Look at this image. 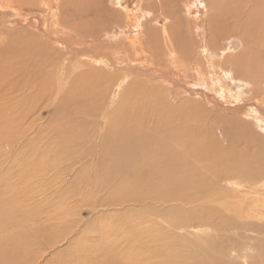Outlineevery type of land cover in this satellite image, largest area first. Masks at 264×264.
<instances>
[{
	"label": "rangeland",
	"instance_id": "obj_1",
	"mask_svg": "<svg viewBox=\"0 0 264 264\" xmlns=\"http://www.w3.org/2000/svg\"><path fill=\"white\" fill-rule=\"evenodd\" d=\"M27 1L0 0V52L6 41L11 42L18 55L15 62L27 65L30 57L40 56H24L19 47L35 45L25 39L27 31L39 33L37 38L50 41L47 50L61 58L60 63L90 72L83 84L99 81L101 72L115 78L118 74L123 90L117 95L119 104L107 100L91 119L71 106L54 108L60 94L52 96L49 106L45 98L19 101V95L0 85V264H264V227L252 231L248 224L264 222L259 212L264 209V126L251 117L260 113L253 110V102H264V94L247 92L245 82L221 70L239 59L254 82L264 79V0H217V6L208 0L197 6L188 4L192 0H120V7L111 0ZM214 15L221 29L212 39L207 29ZM87 16L98 24L106 18V27L116 36L107 40L100 35L93 46L86 39L80 41V34L71 32L82 28ZM149 24L157 31L168 25L174 51L167 56L166 67L144 62L145 44L152 37ZM199 26L206 32L203 37ZM64 36L77 43L61 48L56 40ZM139 39L145 48L129 49L128 60L131 66H142V72L118 68L126 60L110 66L108 57L119 60L126 55L114 52L113 41ZM211 39L219 58L211 59L199 46ZM156 67L170 79L155 74ZM132 79L146 85L144 94L123 88ZM93 96L88 105L100 100L98 92ZM113 107L118 110L111 112ZM128 135L138 137L140 143L133 150L131 171L115 176L104 168L112 150L103 148ZM240 156L246 160L238 162ZM165 169L175 175L163 181L159 176ZM190 179L205 180L199 186L206 187H194L204 195L186 184ZM195 213L201 222L179 224Z\"/></svg>",
	"mask_w": 264,
	"mask_h": 264
},
{
	"label": "bare ground",
	"instance_id": "obj_2",
	"mask_svg": "<svg viewBox=\"0 0 264 264\" xmlns=\"http://www.w3.org/2000/svg\"><path fill=\"white\" fill-rule=\"evenodd\" d=\"M20 2H24V0H18ZM35 1L36 0H33V2H31V0H28L26 3H30V4H35ZM45 1H48V0H45ZM44 1V2H45ZM58 1V0H57ZM193 1V0H192ZM192 1H189L188 4H190V6H197L198 3H201L202 1L201 0H194L193 2ZM204 1V0H203ZM217 0H208L209 3H211V5H218V2H216ZM247 1V0H246ZM112 4H116L117 6H121V2L120 0H111L110 1ZM249 2V1H248ZM203 3V2H202ZM206 3V2H205ZM46 4H48V2H46ZM251 5V4H250ZM49 6V5H48ZM114 6V5H113ZM190 6L187 5V8H186V11H188L190 9ZM215 7V6H214ZM1 8V7H0ZM48 9V8H47ZM219 9V8H218ZM87 10V9H86ZM217 11V10H216ZM141 12V11H140ZM150 12V11H148ZM148 12L146 13V17L148 15ZM51 13V12H50ZM218 13V12H217ZM217 13L216 14V17H217ZM189 14V13H188ZM197 14V13H196ZM104 15V14H103ZM145 15V13H144ZM219 15V13H218ZM257 15V14H256ZM139 16V15H138ZM51 17V16H50ZM102 17V16H101ZM115 17V15H114ZM151 17V16H150ZM156 22H158L159 18L158 17H154ZM61 19V18H60ZM86 19H89L86 21V24L82 27V28H78V29H74L72 30L71 33H75V34H80V41H82V39H86L88 41H91V43L93 42L94 44L92 45H89V46H93L95 45V42L96 40L103 36V38L105 39H110V37L112 36H116V34H114L113 32H111V28L108 29V27H106L105 25V20H101V23L98 24V22H96V19L94 18V20H90L89 16H87ZM163 19V18H162ZM214 19H215V15H214ZM110 20V19H109ZM113 22H114V18L112 19ZM147 21H149L147 18H146ZM82 21V20H81ZM94 21V23H93ZM98 21V20H97ZM128 21V20H127ZM138 21V20H137ZM151 21V19H150ZM215 21H218V18L215 19L212 23V26L210 25L209 26V29H207L208 33H211V38L214 39L217 37L218 35V31L221 29L217 24H215ZM112 22V21H111ZM142 22V21H141ZM166 22V21H165ZM167 23V22H166ZM79 24V23H78ZM82 24V23H81ZM165 24V23H164ZM163 24V25H164ZM52 25V24H51ZM77 25V24H76ZM135 25H137V23H135ZM150 25V24H149ZM241 25V24H240ZM140 26V25H139ZM151 27L149 29L150 32H149V36H152L151 38H148L149 41L146 45V58L144 59V62H148V60L151 62V63H157V65H164L165 64V67H166V64H168V58L167 56L171 53V51H174L173 50V40L171 39V35L169 36L168 35V32H167V27L168 25H164V26H161V28H159V31L158 30V27L157 29H155L156 27L154 26V24L150 25ZM235 26H239V25H236ZM67 27V26H66ZM113 27V26H112ZM136 27V26H135ZM145 27V25H144ZM200 29H201V36L203 37L205 35V30H204V27H201L199 26ZM234 27V26H233ZM122 28V27H121ZM146 28V27H145ZM144 28V29H145ZM64 29V28H63ZM141 29V28H140ZM143 29V31H144ZM240 29H241V26H240ZM146 30V29H145ZM195 30V29H194ZM243 30V28L241 29ZM61 31V30H60ZM102 31V34H98L99 32ZM231 31V30H230ZM236 31V29H235ZM24 32V31H22ZM46 36L50 35L51 34V31H43ZM53 32V31H52ZM63 32V30H62ZM79 32V33H78ZM195 32V31H194ZM197 33V32H196ZM261 33V32H260ZM57 34V33H56ZM147 34V33H146ZM204 34V35H203ZM247 34V33H246ZM249 34V32H248ZM25 36V39L26 38H29L31 41L34 42L35 45H32L31 48H29V46H27V43L24 44L22 47H19V53L24 55L27 53L29 55H33L35 53V56H40L38 58L36 57H25L26 60L27 58H29L27 60V65H26V61H23V62H20V63H16L15 60L13 58H16V56H18L16 53V49L14 47H12L13 43L9 42L10 45L7 43L8 41L5 42V47H3V49L5 48L4 51L0 52V57L2 58V61L0 62V85H2V88L5 89L6 88V92L7 93H15L16 95L15 96H18L17 97V100L21 101L23 99H26V98H38L39 99H43L44 98L49 101L47 102L46 105H51L52 103V99L55 98V97H52L54 94H60V96L58 97L59 100L57 102V104L55 105L54 108H59L61 106L62 110L64 109H67V106H71L73 111L74 112H77L79 114V112H83L82 114L85 115L84 118H95L96 117V113L98 112V110H102L103 106H104V103L107 102V100H112L114 101V104H119V101L117 100V95L119 94V89L121 90L122 88H120V83L121 81L123 82V80H120V81H117L118 80V74L116 75L117 78H115L114 76H106L105 73L101 72L102 75L98 78L99 81H97L96 79V82L94 83H89V84H83V80L84 78H86V76H89L90 72H88V70H82V69H79L78 66H72L70 65L68 62L67 63H60L61 61V58H58L57 55L54 56L53 55V51L52 52H49V50H47V47H46V40L43 39H40V38H37L39 36V33H38V36L35 34V33H32L31 31L30 32H26L24 34ZM101 35V36H100ZM263 35V34H262ZM229 36V35H228ZM55 37V36H54ZM58 37V36H57ZM68 37V36H67ZM249 37H251L249 35ZM116 38V37H115ZM1 39V38H0ZM54 39V38H53ZM211 39V40H212ZM259 39V38H258ZM2 40V39H1ZM23 40V39H22ZM208 41L206 42L205 40L201 41L200 43V47L202 48L203 51L206 52V54L208 53V56L211 58V59H216V58H219L221 57V55H219L218 51H216L215 47H214V41ZM55 41V40H54ZM60 45H61V48H70L69 46V42H73V41H69L68 38H66L65 36L62 37V39H58L56 40ZM55 41V42H56ZM21 42V41H20ZM50 41H48L47 43H49ZM115 43V45H117L116 48H114V52L117 51L119 53H121L122 51H125L126 55L125 57H121L119 58V60L117 58H114L112 56L108 57L107 58V62L110 64V66L112 67H116V63L117 61L121 62H124L126 60L127 63H125L126 65H121V67H118V68H123V69H131V68H136L137 70L136 71H141L143 70L142 66H138V65H130V51L129 49H136V48H139L140 50H143L145 48V46L143 45L145 42H140V39L139 41H137L136 43L135 42H123V43H120L118 41H113ZM15 43V42H14ZM73 43H77L76 41H74ZM72 43V44H73ZM53 44V43H51ZM137 44V46H136ZM22 45V44H21ZM30 45V44H29ZM1 46V45H0ZM49 46V45H48ZM74 46V45H73ZM78 46V45H77ZM16 47V46H15ZM55 48H57V46H54ZM60 47V46H59ZM199 47V48H200ZM49 48H52V46ZM77 47H71V49H76ZM81 48V47H80ZM199 48H197L199 50ZM59 49V48H58ZM201 50V51H202ZM200 51V50H199ZM96 52V51H95ZM204 52V53H205ZM225 51H222V54H224ZM52 53V54H51ZM60 53V52H57V54ZM104 53V52H103ZM103 53H101L103 55ZM123 53V52H122ZM56 54V53H55ZM200 54V53H199ZM203 54V53H202ZM44 55V56H43ZM107 57V56H106ZM224 57V56H223ZM254 57V56H253ZM129 58V60H128ZM227 59V58H226ZM128 60V61H127ZM172 60V59H171ZM234 63L230 66V68H228V65L227 67L224 66V68H222V72L227 75V76H230L231 78L233 79H237V80H241L243 82H245V86H249L246 88L247 92H253V93H261V95L264 94V79L262 81H257V82H254V80H252L250 77H249V73L245 72V69L244 71L241 69L243 68V64L241 63V61L238 59H234ZM247 60V59H246ZM103 65H106L105 63ZM151 65V64H150ZM118 66V65H117ZM120 66V65H119ZM146 66V65H145ZM156 66V65H155ZM98 68L97 69H100V66H97ZM147 67V66H146ZM154 67V66H153ZM106 69V68H104ZM152 69V68H150ZM209 70V69H208ZM220 70V71H221ZM106 71H109V69H106ZM154 71H155V74L156 72L160 73L163 75V70L159 67H156L154 68ZM186 71V70H185ZM200 71V69L198 70ZM218 71V70H217ZM251 71V70H249ZM112 72V71H111ZM142 72V71H141ZM204 72V71H203ZM118 73V72H117ZM122 73V72H121ZM157 73V74H158ZM168 73V72H167ZM113 74V73H112ZM111 74V75H112ZM124 74V73H123ZM150 75V73H149ZM152 75V74H151ZM173 75V74H172ZM123 76V75H122ZM125 76V75H124ZM153 76V75H152ZM158 76V75H157ZM255 76V75H254ZM4 79H2V78ZM159 77V76H158ZM68 78V80H67ZM93 78V77H92ZM101 78H103L101 80ZM160 78V77H159ZM162 78L164 80H168V76L166 75H163ZM91 79V78H90ZM170 79V78H169ZM206 79V78H205ZM127 80V79H126ZM129 80V79H128ZM256 80V79H255ZM204 81V80H203ZM14 83L16 84V88L13 87L14 86ZM211 83L213 85L214 83V78H211ZM243 84V83H242ZM65 85L68 87L66 88ZM144 85V84H143ZM142 85L141 81H136V80H133L132 81L130 80V82H128L127 84H125V86L123 87L126 90H129L130 88H134L137 92H140V93H145L146 91V85L145 87ZM215 89V88H214ZM123 90V89H122ZM125 91H122L123 93L126 92ZM215 90L218 91V89L216 88ZM98 92L99 93V97H100V100L96 102L95 105H88V102L89 101H93L94 100V96L93 94ZM134 93V92H133ZM225 93V91H224ZM121 94V93H120ZM151 94V93H150ZM5 95V94H4ZM14 97V95H13ZM133 97V96H132ZM218 97V95H217ZM224 98V97H223ZM120 101L122 100H126L125 98H119ZM36 100V99H35ZM12 101V100H11ZM34 102V101H33ZM39 102V101H37ZM26 103V101H25ZM145 103V102H144ZM254 106H253V110H258L260 111V113L257 115V112L256 114H253L251 115V117L253 119H255L256 121H260V122H263V126H264V102L260 99V102H253ZM17 105V104H16ZM23 105V104H22ZM29 105V104H28ZM252 105V104H251ZM22 107V106H21ZM119 107V106H118ZM121 109H122V104L120 105ZM28 109V108H27ZM135 109V108H134ZM118 108H115L113 107L111 109V112H115L117 111ZM136 110V109H135ZM133 111V109H132ZM22 112V111H21ZM253 112V111H252ZM118 113V112H117ZM130 113H132L130 111ZM137 114V111L134 112ZM81 114V113H80ZM114 114V113H113ZM123 114V112H122ZM121 114V115H122ZM129 114V113H127ZM126 114V115H127ZM23 115V114H22ZM83 115V116H84ZM95 115V116H94ZM111 115V114H110ZM125 115V114H123ZM125 115V116H126ZM131 115V114H130ZM94 116V117H93ZM261 116V117H260ZM26 117V116H25ZM28 117V116H27ZM81 117V115L79 116ZM128 118V117H127ZM137 118V117H136ZM146 118V116H145ZM128 119H131L132 118H128ZM114 120V119H113ZM131 120L129 121L130 123ZM138 120V119H136ZM94 121V120H93ZM144 122V120H142ZM91 122V121H90ZM139 122V121H137ZM141 122V120H140ZM245 122V121H244ZM237 123V122H236ZM128 124V123H127ZM137 124V123H136ZM143 124V123H141ZM144 124L146 125V121L144 122ZM246 124V123H245ZM52 126V125H51ZM128 126V125H127ZM137 126V125H136ZM139 126V124H138ZM137 126V127H138ZM145 127V126H143ZM119 128V127H118ZM117 128V129H118ZM146 128V127H145ZM157 128V127H156ZM154 128V130H156L155 132L159 133V131H157V129ZM185 129V128H184ZM191 129V128H190ZM189 129V130H190ZM133 130V129H132ZM146 130V129H145ZM150 130V128H149ZM153 130V131H154ZM165 130V129H164ZM127 132V129L124 130ZM135 131V130H133ZM152 131V130H151ZM187 131V130H186ZM174 132V131H173ZM134 133V132H133ZM136 133V132H135ZM140 133V132H139ZM138 133V134H139ZM149 133V132H148ZM161 133V132H160ZM115 134V133H114ZM126 134V133H125ZM129 134V133H128ZM137 134V133H136ZM137 134V136H138ZM147 134V133H145ZM152 134V133H151ZM163 134V133H162ZM172 134V132H171ZM144 135V134H143ZM142 135V136H143ZM150 136V134H148ZM154 135V133H153ZM152 135V137H154ZM158 135V134H157ZM166 135V134H165ZM169 135V134H168ZM148 136V137H149ZM164 136V134H163ZM174 136V134H173ZM177 136V134H176ZM237 135H235L236 137ZM112 137V136H110ZM118 137V136H117ZM128 138L126 139H123L121 137V139H123L124 141L122 142H116L115 144H109V145H105V147L103 148V151H109V150H112L111 153L113 155L112 159H107L106 161L109 162L108 166L107 165H104V168H106L107 170H110L112 174H114L115 176L118 175V174H121L122 173H125L127 171H129L131 169V165L133 164V156H134V148L140 143V139L138 137H141V136H133V135H128L127 136ZM159 137V136H157ZM162 137V135H161ZM171 137V136H170ZM120 138V137H119ZM151 138V137H150ZM155 138H156V134H155ZM176 137L173 138V143L176 144L177 143V138H176V143L174 142V139ZM106 139V138H105ZM109 139V138H108ZM107 139V140H108ZM118 139V138H117ZM113 140V139H112ZM146 140V139H144ZM216 140V139H215ZM100 141V139H99ZM154 141V140H153ZM172 141V140H171ZM183 141V140H182ZM98 142V141H97ZM104 142V140H103ZM108 142V141H107ZM107 142H105L107 144ZM147 143L150 142V140L146 141ZM164 142V141H163ZM180 142V140H179ZM184 142V141H183ZM189 142V141H188ZM93 143V142H91ZM143 143V142H142ZM172 143V142H170ZM143 144H146V143H143ZM149 145H152V141H151V144L148 143ZM91 145V144H90ZM190 145V144H189ZM192 145V144H191ZM256 145H258L256 143ZM95 146V145H94ZM100 146V144H96V147ZM154 146V145H153ZM169 146V144H168ZM171 146V145H170ZM185 146V145H184ZM178 147V145H177ZM140 148V147H139ZM139 148L137 147L136 149H138L139 151ZM96 149V148H95ZM178 148H176L177 150ZM169 150V149H168ZM167 150V151H168ZM102 151V150H101ZM100 151V152H101ZM179 151V149H178ZM191 151V150H190ZM233 151V150H232ZM102 153V152H101ZM105 153V152H104ZM139 153V152H138ZM141 153V152H140ZM143 153V152H142ZM171 153V152H170ZM173 153V152H172ZM186 152H184L185 154ZM86 154V153H85ZM99 154V152H98ZM107 154V153H106ZM137 156V153H135ZM168 154H169V151H168ZM167 154V155H168ZM178 154V153H177ZM183 154V153H182ZM194 154V153H193ZM220 154V153H219ZM80 155V154H79ZM142 155V154H140ZM179 155H180V152H179ZM187 154H185L186 156ZM216 157H218V153H216ZM221 155V154H220ZM257 155V154H255ZM110 156V155H109ZM146 156V155H145ZM181 156V155H180ZM189 156V155H188ZM192 156V154H191ZM252 156V155H251ZM250 156V159L253 157ZM95 157V156H94ZM93 157V158H94ZM165 157V156H164ZM173 157V155H172ZM171 157V158H172ZM176 157V156H175ZM179 157V156H178ZM176 157V158H178ZM184 157V156H183ZM241 157V156H240ZM237 158L238 159H242L241 158ZM256 157V156H255ZM97 158V157H96ZM140 158V156H139ZM139 158L137 160V162L139 161ZM175 158V159H176ZM187 158V157H186ZM221 157L219 156V161H221L220 159ZM228 154H227V159H228ZM105 159V158H104ZM146 159V158H145ZM192 159V158H190ZM246 160V158H243ZM242 159V160H243ZM252 159H255V158H252ZM259 159V158H258ZM234 160V159H233ZM248 160V159H247ZM97 161V160H96ZM183 161V159H182ZM194 161V160H193ZM227 161V160H226ZM224 161V162H226ZM249 161V160H248ZM252 161V160H251ZM258 160H256L257 162ZM98 162V161H97ZM103 162V161H102ZM106 162V163H107ZM136 162V161H135ZM144 162V161H142ZM176 162V160H175ZM177 162L179 163L178 159H177ZM203 162V161H202ZM239 162V160H238ZM247 162V161H246ZM253 162V161H252ZM255 162V163H256ZM231 163V162H230ZM234 163V161L232 162ZM135 164V163H134ZM167 164V163H166ZM181 164H185V163H181ZM241 164V163H240ZM161 165V164H160ZM204 165V164H203ZM235 165V164H234ZM112 166V167H111ZM181 166V165H179ZM184 166V165H183ZM188 166V164H187ZM229 166V165H228ZM189 167L190 164H189ZM238 167V166H237ZM241 167H243L241 165ZM103 168V167H102ZM168 168L171 169V164L168 165ZM180 168V167H179ZM181 168H184L181 166ZM206 168V167H205ZM151 169V168H150ZM190 169V168H189ZM193 169V168H192ZM237 169V168H236ZM251 169V168H250ZM182 170V169H181ZM187 170V169H185ZM233 170V169H232ZM231 170V171H232ZM105 171V170H104ZM131 171V170H130ZM180 171V169H179ZM195 171V170H194ZM222 170H220L218 172L219 173H222L221 172ZM251 171H253L251 169ZM193 172V171H192ZM234 172V171H233ZM255 172H258L257 170ZM128 173V172H127ZM174 172H171V173H167L166 172V169L160 174L159 177L163 178L162 180H168L169 179V175L172 174V175H175L173 174ZM180 173V172H179ZM178 173V174H179ZM247 173V172H246ZM254 173V172H252ZM259 173V172H258ZM106 174V172H105ZM146 174V173H145ZM156 174V173H155ZM167 174V175H166ZM188 174V172H187ZM191 174V173H190ZM196 175V172L194 173ZM242 174V173H241ZM255 174V173H254ZM261 175V173H259ZM264 174V173H263ZM262 174V175H263ZM189 175V174H188ZM187 175V176H188ZM230 175V174H229ZM232 175H235V174H232ZM251 175V174H250ZM258 175V174H257ZM144 176V175H143ZM193 175H191L192 177ZM197 176V175H196ZM226 176V175H225ZM242 176V175H241ZM109 177V176H108ZM175 177V176H174ZM194 177V176H193ZM256 177V176H255ZM173 178V177H172ZM198 178V177H196ZM154 179V178H152ZM193 179V178H192ZM199 179V178H198ZM229 179V178H228ZM253 179V178H252ZM248 180V179H247ZM256 180V179H255ZM173 181V180H171ZM202 181H205L203 179H201L200 181H196V180H191L190 179V182L189 183H186L188 184L189 186H191L193 189L192 190H195V192H197L198 195H204L203 192L200 194L199 191H196L197 189H194V187H201L202 185L199 186V184H201ZM242 181V180H241ZM180 182V181H179ZM125 183V182H123ZM181 183V182H180ZM148 184V183H147ZM198 184V185H197ZM251 184V183H250ZM150 185V184H149ZM188 185H185V186H188ZM196 185V186H195ZM188 186V187H189ZM205 186V183L204 185L202 186V188H204ZM197 187V188H198ZM206 187V186H205ZM202 188H201V191H202ZM190 189V188H189ZM244 190V189H243ZM165 193H168L167 195H174V191L173 190H167V189H164ZM189 192V191H188ZM187 192V193H188ZM190 193V192H189ZM188 195V197H190L191 195ZM192 193V192H191ZM190 193V194H191ZM205 193V192H204ZM206 195V194H205ZM165 196V195H164ZM122 198V197H121ZM248 204V203H247ZM208 209V208H207ZM261 209V208H260ZM205 210V209H204ZM259 212L261 213L262 217H264V209L263 210H259ZM241 214V213H240ZM201 216H197L196 213H195V216L192 215V214H189V216H185L184 219L182 220H178L179 224H184V225H187L189 226L190 223H194L196 221L198 222H201L202 219L200 218ZM182 221V222H181ZM246 221V220H245ZM251 221V220H250ZM253 221V220H252ZM246 223V222H245ZM197 224V223H196ZM249 225L251 224V227H252V231H256L259 227V231L261 230V228L264 227V222L263 221H259V222H252V223H248ZM249 225H245V229L246 227H248ZM250 228V226H249Z\"/></svg>",
	"mask_w": 264,
	"mask_h": 264
}]
</instances>
